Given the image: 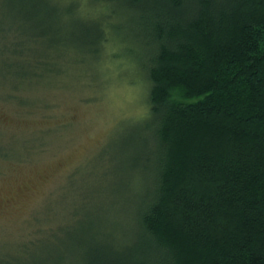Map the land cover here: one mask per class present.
I'll return each instance as SVG.
<instances>
[{
    "label": "trees",
    "instance_id": "trees-1",
    "mask_svg": "<svg viewBox=\"0 0 264 264\" xmlns=\"http://www.w3.org/2000/svg\"><path fill=\"white\" fill-rule=\"evenodd\" d=\"M4 1L27 26L44 12L39 0ZM89 4L126 15L125 36L143 51L135 62L149 107L134 125L143 185L114 190L92 235L70 239L47 264H264V0ZM37 25L3 34L12 38L0 49L5 72L27 77L64 60L69 48L56 52V34ZM111 33L99 22L76 39L107 45Z\"/></svg>",
    "mask_w": 264,
    "mask_h": 264
},
{
    "label": "rangeland",
    "instance_id": "rangeland-1",
    "mask_svg": "<svg viewBox=\"0 0 264 264\" xmlns=\"http://www.w3.org/2000/svg\"><path fill=\"white\" fill-rule=\"evenodd\" d=\"M36 3L44 9L36 25L56 34V52L59 46L69 51L61 49L65 57L54 62L57 68L31 70L27 77L0 66V147L8 150L0 154V264L54 262L70 239L92 235L114 190L134 193L143 185V145L134 125L148 113V86L135 62L141 45L125 36L131 34L124 28L128 17H107L90 0ZM8 10L0 0L1 50L10 32L38 29ZM105 19L120 29L111 33ZM99 22L113 34L112 45L78 44L81 28Z\"/></svg>",
    "mask_w": 264,
    "mask_h": 264
}]
</instances>
